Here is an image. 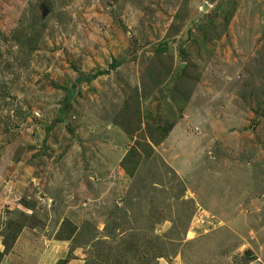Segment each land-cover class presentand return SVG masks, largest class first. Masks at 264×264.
I'll return each mask as SVG.
<instances>
[{"label": "rangeland", "instance_id": "rangeland-1", "mask_svg": "<svg viewBox=\"0 0 264 264\" xmlns=\"http://www.w3.org/2000/svg\"><path fill=\"white\" fill-rule=\"evenodd\" d=\"M0 264H264V0H0Z\"/></svg>", "mask_w": 264, "mask_h": 264}, {"label": "crops", "instance_id": "crops-1", "mask_svg": "<svg viewBox=\"0 0 264 264\" xmlns=\"http://www.w3.org/2000/svg\"><path fill=\"white\" fill-rule=\"evenodd\" d=\"M24 238H26L24 235H21V239H24ZM20 243H21V240H20Z\"/></svg>", "mask_w": 264, "mask_h": 264}]
</instances>
